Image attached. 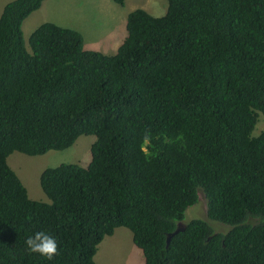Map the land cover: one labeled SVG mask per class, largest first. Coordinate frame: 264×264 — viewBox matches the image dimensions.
Returning <instances> with one entry per match:
<instances>
[{
    "label": "trees",
    "instance_id": "1",
    "mask_svg": "<svg viewBox=\"0 0 264 264\" xmlns=\"http://www.w3.org/2000/svg\"><path fill=\"white\" fill-rule=\"evenodd\" d=\"M43 1L10 0L0 14V264H96L118 226L143 264H264V130L251 135L264 115V0L135 8L112 54L50 21L27 49L21 25ZM81 134L96 137L90 161L42 169L49 201L30 198L8 155ZM198 189L226 232L183 220ZM40 230L56 238L52 260L27 249Z\"/></svg>",
    "mask_w": 264,
    "mask_h": 264
},
{
    "label": "rangeland",
    "instance_id": "2",
    "mask_svg": "<svg viewBox=\"0 0 264 264\" xmlns=\"http://www.w3.org/2000/svg\"><path fill=\"white\" fill-rule=\"evenodd\" d=\"M9 1L0 0V14ZM135 8L161 16L166 11L167 0H125L124 5H118L113 0H44L37 10L23 20L21 29L27 49H30L28 39L34 28L50 21L78 30L85 48L112 54L126 35L127 14ZM263 130L264 115L258 111L251 135L257 136ZM95 138L93 134H81L68 148L49 150L40 155L13 151L8 155L7 163L25 186L30 198L49 201L39 183L41 170L60 163L86 165L90 161V145ZM206 201L204 192L198 189V201L187 207L183 220L203 218L215 231L226 232L230 225L207 219ZM93 259L96 264H143L144 261L142 251L133 243L132 233L125 226H118L111 235L103 237Z\"/></svg>",
    "mask_w": 264,
    "mask_h": 264
},
{
    "label": "clouds",
    "instance_id": "3",
    "mask_svg": "<svg viewBox=\"0 0 264 264\" xmlns=\"http://www.w3.org/2000/svg\"><path fill=\"white\" fill-rule=\"evenodd\" d=\"M145 141H147V136H145ZM25 244L29 252L38 254L47 260H52L58 251L56 238L43 230L34 232L25 240Z\"/></svg>",
    "mask_w": 264,
    "mask_h": 264
},
{
    "label": "water",
    "instance_id": "4",
    "mask_svg": "<svg viewBox=\"0 0 264 264\" xmlns=\"http://www.w3.org/2000/svg\"><path fill=\"white\" fill-rule=\"evenodd\" d=\"M183 228H184V227H183V223H182V222H179V223L177 224L176 229H175L172 233H170V234L168 235V237H167V243L169 242L170 237H171L173 234H175L176 232H178L179 230H181V229H183Z\"/></svg>",
    "mask_w": 264,
    "mask_h": 264
},
{
    "label": "crops",
    "instance_id": "5",
    "mask_svg": "<svg viewBox=\"0 0 264 264\" xmlns=\"http://www.w3.org/2000/svg\"><path fill=\"white\" fill-rule=\"evenodd\" d=\"M121 43V42H120ZM119 45V44H118ZM118 45H117V47H118Z\"/></svg>",
    "mask_w": 264,
    "mask_h": 264
}]
</instances>
